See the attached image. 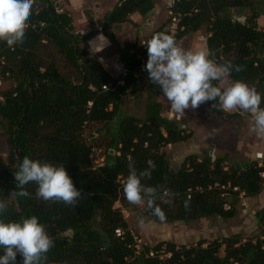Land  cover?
Instances as JSON below:
<instances>
[{
	"label": "trees",
	"instance_id": "obj_1",
	"mask_svg": "<svg viewBox=\"0 0 264 264\" xmlns=\"http://www.w3.org/2000/svg\"><path fill=\"white\" fill-rule=\"evenodd\" d=\"M154 1L119 0L102 18L100 32L119 55L125 76H111L97 58L90 56L88 41L95 32H76L70 13L59 8L57 0H34L23 43L9 47L0 41V80L6 78L12 83L0 92V122L10 147L7 168L0 171V200L8 205L0 219L38 217L55 242L47 253V264H264V210L258 233L248 239L235 234L201 239L188 247L160 241L143 244L137 251L121 209L114 207L129 165L139 173L149 167V160L155 163V170L150 179L142 178L141 182L158 188L163 198H157L156 204L167 223L187 224L211 217L230 220L236 216L238 195L228 200L214 189L187 199L189 188L230 183L244 197H254L264 185V178L259 176L264 168H258L255 160L231 163L225 157L204 153L187 156L177 169L171 167L164 148L187 141L189 135L175 121L162 116L157 93L149 91L143 117L121 111V98L133 93L148 73L139 70L137 43L120 45L108 29L129 22L134 14L146 17ZM254 4V0H172L168 19L152 35L167 32L163 29L173 20H177V42L186 36L204 35L206 50L213 59L242 66V71H233L227 78L254 87L262 95L264 107V30L258 27L260 14ZM242 14L245 20L240 21ZM207 102L218 118L234 116L215 109V101ZM110 122L115 124L113 129L108 127ZM88 124L103 125L101 135L96 139L91 136L94 140L90 145L82 137ZM102 143L104 163L93 169L90 150L99 149ZM26 155L64 165L82 192L75 206L38 198L34 183L26 186L29 197L15 196L18 182L13 173ZM225 202L231 206L229 211L223 210ZM145 211L152 221L160 222L146 203ZM117 229L123 232L121 237L115 236ZM68 232L70 237L65 235ZM163 246L170 258L148 256L149 251H159ZM16 264H22L19 255Z\"/></svg>",
	"mask_w": 264,
	"mask_h": 264
},
{
	"label": "clouds",
	"instance_id": "obj_2",
	"mask_svg": "<svg viewBox=\"0 0 264 264\" xmlns=\"http://www.w3.org/2000/svg\"><path fill=\"white\" fill-rule=\"evenodd\" d=\"M34 0H0V41L9 47L24 42ZM142 44L147 49L148 59L144 71L151 83L157 85L163 97L169 102L170 111L176 118H182L185 110L196 109L207 101H215L213 107L223 112L240 110L250 115L249 130L257 137L264 138V107L262 95L242 80H235L224 86V81L233 71L240 72L242 66L231 61L217 62L212 54L203 50H185L178 46L173 35L157 32ZM89 54L94 56L110 46L102 33L88 41ZM103 63V60L100 61ZM218 82V83H214ZM148 168L138 173L133 165L123 182V193L132 205L147 204L153 216L163 222L166 217L156 204L163 198L157 187L145 186L142 178H151L155 163L147 161ZM18 182L16 197L26 198L30 193L26 186L36 185V195L44 201L62 202L75 206L81 198L64 165L33 160L25 156L13 173ZM167 195H173L165 190ZM187 206V205H186ZM8 205L0 200V216ZM141 227L144 221H139ZM55 246L38 217H21L15 221L0 219V264H16L17 256L22 264H47V253Z\"/></svg>",
	"mask_w": 264,
	"mask_h": 264
},
{
	"label": "rangeland",
	"instance_id": "obj_3",
	"mask_svg": "<svg viewBox=\"0 0 264 264\" xmlns=\"http://www.w3.org/2000/svg\"><path fill=\"white\" fill-rule=\"evenodd\" d=\"M61 1L62 0H57V6L59 8L64 9ZM85 2L87 3L91 1L85 0ZM155 2L157 3L158 1L156 0L154 1V3ZM254 3H255L254 5L256 6L257 12L260 15L262 14L264 15V0H254ZM171 4H172V0H170V6ZM90 8H91L90 9L91 13L96 11L93 4H90ZM168 9L165 10V8H163V10L158 13H150L146 17L142 18L141 25L148 24V23L150 24L152 21L151 20L152 16L153 17L156 16L157 18L155 17V19L153 20L154 21L153 23H154V27H157L158 29L168 19L169 17ZM247 14H249V12H247ZM104 15L105 14L96 15L97 17H96L95 23L94 24L92 23V28L90 32L96 33V30H98V28L102 26L101 19L103 18ZM239 20L243 21L241 20V18ZM171 23L168 24L163 30L165 31L168 30ZM86 24L89 25L91 23L86 22L85 25ZM141 25H140V28H142ZM74 28L76 32H78L79 28L77 27H74ZM261 30H264V29H261ZM108 32L112 33L111 28L108 29ZM134 33H135L134 36L135 38H138V41L142 39H147L148 37L151 36V35H148L147 32L143 33L142 35H139V37L137 36V31H135ZM197 37L198 39L195 40V38ZM204 43H205L204 35L186 36L182 38L181 41L177 42L178 46L184 48L185 50H193V47H196L197 50H201V46H203ZM113 49L115 50L114 47ZM88 50H89V46H88ZM197 50H193V51H197ZM230 82L232 81L227 78L226 82L224 81V86H227ZM11 86H12V83L6 80V78H3L0 80V92L8 90ZM131 90L132 89H130L129 91ZM149 91L152 93H157L158 95L163 94L161 89L157 85L150 82V80L148 79V74H147L145 75V77L142 78L140 85L137 84L135 86L134 91H132L133 93L125 95L121 98V111L133 117H136V118L143 117L145 105L148 102L147 97H148ZM160 99L163 100V103L160 102L157 97L158 102L161 104L162 116L165 115L167 116V118L170 117L172 121H175L178 124V126H180L183 129H186L185 134L189 135V139L185 142V144L182 145V147L186 148V151L182 153L183 151L182 148H181L182 151H179V152L176 151L177 148L174 151L169 149L168 151L171 154L174 152L176 155L180 154L181 156L182 154L192 151L196 144L202 145L206 142V140H209L208 144L211 145L212 147L214 148L217 147L219 148V150H224V152L227 151L229 153V155L226 157L228 162L232 163V162H235V160H239V158L236 157V155L234 154L235 144L236 145L242 144V143H237V142L239 140H242L241 138H244L245 129L242 124L248 121L249 118L251 119L250 115H243L241 114L240 110H234L233 112H230L231 115H234L231 118L220 119L212 113L209 103L205 102L196 109L185 110V115L182 118L178 119L170 111V105H169V102L166 100V98L160 97ZM108 127H110V129H113L115 127L114 122H110ZM245 128L248 129V127H245ZM102 131H103L102 124L101 125L99 124L85 125L83 129V135H82L84 142L89 145L92 144V141L96 139L98 135H101ZM91 136L94 139L93 138L91 139ZM209 145L207 147H209ZM98 148L99 149L97 148L96 149L99 151L104 150V144L102 143V145H100ZM9 150H10V147L8 146V137L4 133V129L2 128V123L0 122V171L7 168V156H8ZM168 163L174 169L179 168L178 163L174 162L173 159L171 161H168ZM116 205L128 213L126 216V219L125 218L123 219L126 222L128 229L132 233L134 240L136 241V244L139 249L144 244V242L147 243L150 241L154 245L162 240L171 241L168 239V235L172 234L171 230L174 228V226L179 227L181 231H183L184 229L182 226L183 225L182 222L167 223L166 221H163V222L160 221V222H156L158 223V225H155L153 223L154 221L152 222L147 212L145 211V204H141V205L130 204L124 196L123 189L120 190L119 201H117L114 204V207ZM236 209H237V214L239 213L238 221L237 220L236 221L238 222V227H239L238 229L242 227L241 232H240V235L242 236V238L248 239L254 236L255 234H257L258 228H259V222L257 223L256 219L254 218L253 219L251 218V220H247V214L244 213L242 209H240L239 201L236 202ZM141 219L144 221L143 227H141L139 224V221ZM206 219L214 223L212 231L215 233V234L212 233L210 238L207 239V241L214 239L212 238L213 236H217L216 237L217 239L223 238L220 236V234L228 235V237L232 236L230 234L232 231L235 230V227L233 226L218 227L216 225V222L214 221L219 218L211 217V218H206ZM227 221L228 220H223L222 223H226ZM149 225H151V227H157L158 229L154 230L153 232V228H149ZM192 226L198 227V222L197 221L193 222ZM216 226L218 230L220 231V233L218 230H216ZM204 231L206 235L210 233L209 232L210 229L207 226ZM65 235L70 237L71 233L68 232ZM198 241H195L193 243H188L185 245H187L188 247L190 245L196 244ZM176 246H181V245L176 244Z\"/></svg>",
	"mask_w": 264,
	"mask_h": 264
},
{
	"label": "crops",
	"instance_id": "obj_4",
	"mask_svg": "<svg viewBox=\"0 0 264 264\" xmlns=\"http://www.w3.org/2000/svg\"><path fill=\"white\" fill-rule=\"evenodd\" d=\"M91 2H85V0H62V5L65 10H67L72 18L73 26L79 28L78 32L82 35H86L91 31L92 23H95L96 15L97 14H106L119 2V0H90ZM111 1V2H110ZM156 1V0H155ZM158 2L154 3V8L151 13H158L163 10V8L168 9L170 7V0H157ZM90 4H93L96 11L93 13L90 12ZM98 8V10H97ZM247 14V11L245 12ZM156 16H152V21L149 24H142L141 20L142 17L138 14H134L130 16L129 22H125L122 24H115L111 26V31L114 34L117 42L120 45H123L125 43H134L138 41V38H135L134 32L137 31V36L142 35L143 33H146L148 35H152L153 31L157 29V27H154V19ZM157 18V17H156ZM245 20V14L243 16H239L238 19ZM88 19L91 20V24L85 25L86 22H88ZM102 23V19H101ZM258 27L259 29H264V15H260L258 20ZM140 25L142 28H140ZM101 28V27H100ZM100 28L96 30V33L94 36L90 39L92 40L97 35L101 34ZM198 39L195 38V40ZM89 40V41H90ZM181 41V40H180ZM193 50H197L196 47H193ZM201 50L207 52L205 43L203 46H201ZM95 56V57H94ZM93 58H97L100 62L101 59L103 60V63L101 65L103 68L111 75V76H122L125 72V68L123 64L119 60V56L117 52L113 49L112 44L110 43V46L106 47L102 52L96 53ZM227 78L225 79L226 82ZM158 100L163 103V100L160 99V97H163V94H159ZM167 118V116L163 115ZM167 119L172 120L170 117ZM250 118L248 121L244 122L242 125L244 127L245 135L244 138H241L242 140H239L237 143H242L241 145L235 144L234 154L236 157L239 158V160H235L238 163L241 164H247L251 161H254L255 154L261 153L264 156V138L257 137L255 134L251 133L249 130V124H250ZM245 127H248L245 128ZM247 132V133H246ZM197 140V139H195ZM209 140H206V142L202 145H195L192 151L182 154H175L174 152L171 154L168 150H176L177 152L182 151V153L186 151V148L182 147L185 142L177 143L172 146H167L164 148V152L168 158V161H171L173 159L174 162L178 163V167L181 165L182 161L188 156V155H203L204 153H211L214 157H227L229 153L227 151L224 152V150H219V148H214L211 145L208 144ZM209 145V147H207ZM179 146V147H178ZM207 149V150H206ZM240 203V209L244 213L247 214V220H251V218L256 219L257 223L259 222V217L262 214L264 210V185L262 187L261 192L254 197H241L239 198ZM238 214L230 220H228L226 223H222L223 219H216L214 222H216V225L218 227H235V230L231 232L230 235L240 234L241 228L238 229ZM241 216V215H240ZM237 220V221H236ZM153 222V221H152ZM195 222V221H194ZM198 227H193L192 223H183V231L179 229V227L174 226V228L171 230L172 234L168 235V239L172 242L179 244V245H185L188 243H193L195 241H198L199 239H208L210 238L211 234H215L212 231L213 224L212 221H208L206 218H202L197 220ZM155 225H158V223L153 222ZM206 226L210 229V233L206 235L205 228ZM216 226V230H218ZM149 228H153L154 230L158 229L157 227H151L149 225ZM219 231V230H218ZM220 233V231H219ZM221 237H228V235H221ZM217 236H213L212 238H216ZM165 240V239H164ZM167 240V239H166ZM163 241V240H162ZM144 244L153 245L152 242H147Z\"/></svg>",
	"mask_w": 264,
	"mask_h": 264
},
{
	"label": "built area",
	"instance_id": "obj_5",
	"mask_svg": "<svg viewBox=\"0 0 264 264\" xmlns=\"http://www.w3.org/2000/svg\"><path fill=\"white\" fill-rule=\"evenodd\" d=\"M57 3V2H56ZM177 20H174L169 29L167 30V34L170 35H175V32L177 31ZM152 37V35L150 37H148L147 39H142L140 41L137 42V47H138V53H137V59L139 61V70L141 73H145L144 71V67L146 65L147 59H148V55H147V49L146 47L142 44V42L147 41L148 39H150ZM126 75V71L123 73V76ZM120 85H123V82L121 81L119 83ZM132 89V87L130 88ZM103 90H107V88L104 86ZM92 103H88V107H91ZM89 158L92 161L93 164V169H96L98 167H101L104 163V158L101 156V153L99 150H97L96 148H91L90 153H89ZM255 161H257V167L258 168H264V156L261 153H256L255 154ZM259 176H261L262 178H264V172H260ZM121 187H123V181H120ZM205 187L202 186H196L194 188H189L186 191V197L187 199H190L192 194L194 193H202L205 190H218L221 192V197L223 198H227L228 200L231 199V197L233 195H238V198H241L244 196V194L239 190V188L237 186H231L230 183H226V184H219V183H215L214 185H208L206 186V189H204ZM165 194V193H164ZM116 209H121L119 206H115ZM231 208L230 204L228 202H225L223 205V210L224 211H229ZM121 214L123 216V218L126 219L127 216V212L124 211L123 209H121ZM123 234V232L120 229L115 230V236L116 237H121ZM130 234L132 235V233L130 232ZM133 236V235H132ZM134 238V237H133ZM135 241V240H134ZM136 242V241H135ZM136 250L139 251L140 249L138 248L137 244H136ZM149 257H157L160 260L163 259H167L170 258L171 254L165 252V247L163 246L161 248V250L159 251H149L148 253Z\"/></svg>",
	"mask_w": 264,
	"mask_h": 264
}]
</instances>
